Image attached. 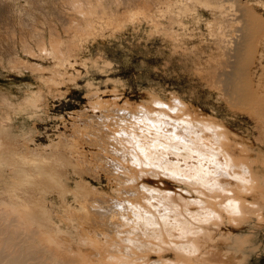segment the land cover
Here are the masks:
<instances>
[{
	"label": "bare ground",
	"instance_id": "obj_1",
	"mask_svg": "<svg viewBox=\"0 0 264 264\" xmlns=\"http://www.w3.org/2000/svg\"><path fill=\"white\" fill-rule=\"evenodd\" d=\"M140 1L143 4L139 3L136 6L128 7L126 11L129 13L124 16L128 17L127 20L134 21L137 18L136 16H138L135 13L141 12L143 20L148 23V26L147 24L141 25L143 20L138 18V25L140 26H135L132 34L142 36L141 34L147 33V38L150 39L155 32L157 34L158 32L163 33L167 44L173 45L174 48H187V38L194 34V31L191 30L192 27L190 28L188 24V18L194 22H199L203 18L202 11L198 12L197 6L192 5L193 1L195 2L196 0H176L174 2L166 0V7H159V9L158 7L148 9L145 6L146 3L150 4L151 0ZM178 1H181V3L174 5ZM226 1H229V3L233 2V0ZM69 2L75 10L80 12V15L84 16H82L84 22L74 17L75 13L73 17L68 18L69 23L65 22L67 30L72 31V34H69L72 35L70 39H63L62 35L60 37L57 34H52L53 40L50 43H52L51 49L53 51H51L55 58L54 64L52 63V67L55 70H53V73L60 75L62 79L75 80L78 78L77 76L82 74V71L77 68L79 61L87 72L91 71L92 67L102 72H110L114 68L115 60L110 57L108 52L113 45L124 46L123 35H117L115 31L108 33L97 29L99 27L94 24V17H89L93 16L88 13L89 5L91 4L89 0H69ZM215 2L216 6L213 12L215 16L213 20L209 21L208 19L207 22L208 33L210 32V35L217 39L215 40L217 48H222L223 52L221 50L220 52L224 53L225 46L232 45L234 41V38L229 37V35L233 29L231 27H234L233 23L235 24L237 19L235 21L232 19L234 10L232 11L231 5L238 7L236 3L239 2L237 0L235 3L233 2L234 4H227L228 2L225 3L221 0H215ZM210 4L212 8V3L210 2ZM242 5L240 8H242ZM0 7L3 8L2 6ZM90 7L91 9L95 8ZM1 8L0 12H2ZM99 8L97 9V14L100 12ZM101 8L103 9L104 7L101 6ZM53 9L51 10L55 12ZM67 9L64 10L67 11ZM104 11L106 12L107 10ZM237 11L243 12L241 9ZM3 12L6 13L5 11ZM79 12L77 13L79 14ZM110 12L107 15V19L102 12L99 17L105 18L107 24H112L116 28L119 27L120 11L116 9ZM241 12L237 13L242 15L243 13ZM10 13L7 12L6 14ZM90 13L94 14L95 12L91 11ZM233 15L236 16L237 14ZM4 16L2 14L0 17ZM160 16H165L170 21L178 22L182 25L179 26L183 30L180 31L174 24L170 25L164 22ZM248 16H250V12ZM8 18L7 16L6 19L8 20ZM29 19L28 21H30ZM110 20H116L117 22L113 23ZM10 21L8 20V22ZM238 21L237 23H239ZM243 22L245 23V21ZM243 22L241 24L245 27ZM240 23L239 27L242 26ZM149 25L151 26L150 28H148ZM239 27L236 26L233 30H238ZM244 27L242 26L241 28ZM34 31H39V29ZM15 32L17 31L15 30ZM235 32L232 31V34ZM249 33L251 34V31ZM10 37L12 38V35ZM84 38L88 40L89 44L84 47L81 45V47L80 40ZM240 38L242 39V37ZM245 39L244 41H239L241 44L238 46L235 41L233 43L239 49L245 48L244 51H246L249 48V42L247 43ZM247 41L249 40L247 39ZM11 44L10 47L12 46ZM43 45L46 49L45 44ZM43 45L41 47L42 51H44ZM213 45L215 44L213 43ZM62 46L65 48L64 50ZM78 49L79 54L78 52L76 53ZM210 49L212 50V48ZM33 50L35 51V49ZM191 50L194 49L192 48ZM66 51L71 53L75 51V55L74 53L72 54L74 56L78 54L79 57L70 60L66 56L67 54H64ZM208 51L210 50L208 49ZM231 52V50L228 51L230 54ZM234 52L232 53L234 54ZM183 53H186V51ZM225 53L227 54V51ZM236 55L234 57H237ZM238 57L235 59H238ZM8 58L10 59V56ZM239 58L241 60L245 59H242L241 56ZM24 62L22 63L23 65ZM33 62L27 61L26 67L30 66L35 69L46 67V65ZM236 64H233L232 61L231 65L236 66ZM242 66L244 65L241 64ZM228 67L230 68V65ZM3 68L5 67L3 66ZM233 68L235 69L236 67ZM237 68L238 71L236 72H239L241 69L239 70L240 67L238 65ZM230 69L233 70L232 68ZM226 70L221 69L223 76L226 75L224 73H230L231 71ZM211 71H208V73ZM212 72L217 73L218 70L217 72ZM229 73L228 76L232 73L235 77L238 74ZM219 74L220 70L215 75L219 76ZM240 75V78L244 77V75L243 77ZM218 76H215V78H220L221 74ZM230 76L233 77L232 75ZM52 77H49L50 80ZM56 77L53 79L59 81ZM235 77L233 78L240 79ZM108 79L113 81V85L108 89H103L101 92L117 90L122 84V81L110 76V74ZM60 81L62 82L63 80ZM201 81L204 80L201 79ZM61 82L58 83L61 84ZM215 83L220 85V82L216 81ZM30 84L27 83L24 91L25 95L21 101L5 97L2 92V98L5 99L2 105H5L6 102L7 109L2 108L3 111H0V264H51L47 258L50 259L52 257L58 258L59 261H55L57 264H250L251 255L263 243L260 234L261 228L264 226V146L261 147L256 143L259 141L256 140L257 138L254 139L256 140L255 142L249 135L237 132L231 128L228 119L219 118L220 116L218 117L215 114L204 111L200 105L194 103L191 99H187L179 92L163 93L152 84L146 86L139 100L135 101L126 99L124 103H120L118 98L121 95L120 97L117 96V99L114 95L111 98L101 95L95 96L96 98L98 97L99 101H97L100 105L108 103L111 107H107L113 111L115 110L114 114L116 115L117 124V126L110 125L111 128L113 127L111 134L107 132L106 134H101L104 137L102 139L97 135L91 139V145L99 146L101 144L99 146L101 152L118 160L116 168L120 171L116 172L112 167H106L107 169H105L107 178H110V185L105 188L86 178L90 170H93L91 164L94 163V160L88 155V150L82 148V139L80 140L77 134L81 132L82 126L78 129L74 121L73 127L71 126L74 132L61 131L55 138H51L50 142L46 143L44 147L42 146L43 148L36 146L35 150L32 149L30 151V154L26 152V148V151L24 150L26 153L20 154L18 143L14 139L15 135L12 133L9 124L10 121L7 122V119L11 118L12 114L18 113L19 110L25 111L27 109L30 110L31 116L42 115L45 104L40 98L39 92H42L39 90L35 91ZM88 84L92 86L91 89L100 91L98 86H94L91 79L88 80ZM227 84L226 82L223 83L224 86ZM238 84L234 85L239 86L240 84ZM243 84L247 85L244 82ZM220 86L222 87V85ZM227 86L231 88L232 83ZM239 88H241V85ZM243 88L241 91H243ZM222 89L225 91L223 87ZM222 89L220 90L223 91ZM232 89L234 88L232 87ZM227 91L224 93H227ZM235 91L239 92L240 89L234 90V93H232L236 94ZM244 91L242 94L238 93L240 94L239 101L234 102L237 98L233 97L232 103L243 102L240 100L242 99L241 95L247 96L243 95ZM231 95L230 93V98L228 94L225 97L230 100ZM235 96L237 97V94ZM226 103L230 107L231 103ZM102 107L104 108L105 106ZM243 107H246V105H243ZM100 109L98 110L100 111ZM120 111H124L123 115L119 113ZM241 122L243 123V121ZM252 130L256 129L252 127ZM109 137H112L115 142V144H112V150L106 148L110 141L106 144L101 143L102 140L103 143L107 141L105 138ZM82 138L84 139V137ZM22 141L24 142V140ZM44 148H48L46 153L41 150ZM115 154L116 156H114ZM10 157L17 159L19 167H16L15 174L8 178L2 167L10 166L14 163L10 160ZM27 165H30L31 169ZM11 166L13 167V165ZM100 176V174L97 176L99 180ZM51 191L55 193L57 191L58 197L52 196ZM4 195L7 196L5 197ZM93 209L95 210L94 212H92ZM96 213L101 218L99 221L101 225L113 227L111 232H103L104 235L101 237L97 235L99 232L91 228L93 227L91 225L94 224L91 219L94 218ZM132 229L134 230L133 234L123 235ZM115 230L117 232L114 233ZM91 231L93 234H89ZM126 239L129 243H126ZM113 245L119 246V250L115 253L114 258L109 257L112 259L108 260L107 248L111 249Z\"/></svg>",
	"mask_w": 264,
	"mask_h": 264
},
{
	"label": "rangeland",
	"instance_id": "obj_2",
	"mask_svg": "<svg viewBox=\"0 0 264 264\" xmlns=\"http://www.w3.org/2000/svg\"><path fill=\"white\" fill-rule=\"evenodd\" d=\"M4 1L5 0H3V3L5 5L3 3H2L3 5H2L1 4L2 0H0V6L3 7V8L0 7L1 11H2V12H0V14H1L0 16H2V14H3V16L5 15L4 17H2L4 19V21H2L3 19L0 17V20H1L0 21L1 22V24H0V32H1L0 33V46H1L0 47V66H1V68H0V71H1L0 72V95L1 96H0V98L3 97V95H2V92H3L5 97L7 96V97H10L11 99H13L15 101H21L25 95L24 91L26 89L27 83H31L30 85L33 87V89L35 91L39 90L42 92V93L39 92V94L41 95L40 98L45 103L44 104V111L45 112L43 111L41 116H31L30 110L27 109L25 111L19 110L18 113L12 114V117L7 119L8 120L7 122L10 121L9 124H10V127L12 129V133L15 135L14 139L18 143V150L20 151V154H23V152L26 151L25 150L26 148H27L26 152L29 154H30V151L32 149L35 150L36 146L43 148L44 145H46V143L50 142L51 138H55L61 131H66L68 133H71L70 131L74 132L72 130L73 129L72 125L75 122V124H77L78 129H80V127L82 126L80 129V131L83 132L82 134H81V132L77 133V131H76V133L80 137V140L82 139L81 140L82 148H85V150H88L87 151L88 155L90 157H92L94 160L93 161L94 163L91 164V166H92L91 168H93V170H90V173H89V175H86V178L88 180H90L91 182L95 183L96 185H101L102 187L107 188L108 185H110L109 184L110 178H107L105 169L112 167L116 172L120 171V170H118V168H116V165H117L116 162L118 160L115 159L114 157H108V155L101 152V149L99 148V146L101 144L99 146L95 145L97 148L95 146L91 145L92 144L91 139L95 135L99 136L102 139L104 137L101 136V134H106L107 132H109L111 134L113 131V127L111 128L110 125L117 126L116 119H115L116 115L114 114L115 110L113 111V110L109 109V107H111V106H109L108 103L105 105H100L98 103V101H99L98 97L96 98L95 96L101 95L103 97H107V98L110 97L111 98L114 95L117 99L121 95V97H120L121 99L118 98L120 103H124V101L126 99L135 101V100H139V98L141 97V93L144 90V88L146 86L151 85V84L154 85L157 88V90H159L163 93H170L172 91L179 92L181 95L185 96L187 99H191L194 103L200 105L204 109V111L211 113V114H215L218 117L220 116L219 118L223 117V118L228 119L232 129H234L237 132H240L242 134L245 133V134L249 135L251 137V139L255 142H256V140L257 141L259 140L256 143L259 144L261 147L264 146L263 145L264 144V142H263L264 141V111H263L264 110V0H240V1L237 0L239 2V3H236V5H238V7H236L235 5H231L232 7L230 6L232 8V11L234 10L233 14H235V13L237 14L236 16H234L232 14V17H233L232 19L234 21H235V19L239 20L238 21L239 23L241 22V20H242V22L245 21V23L243 22V24H245L246 28L244 27V25L241 24L242 22L240 23V25H242L244 28H241L242 26L239 27V23H237V20H236L235 24L232 22L233 21L232 20L231 23H233L234 27H231V28L234 29L236 26H238L239 29L238 28H236L238 30L232 29L230 31L231 34L229 35V37H233L235 43H237L236 45L238 46L241 44V43H239V41H244L245 36H246L245 40L247 43L249 42L248 43L249 48L246 49L247 52L244 51L245 48L239 49V47L235 46V43H233L234 41L232 40L233 41V42L231 41L232 45H226L225 50L223 48L224 53H225V51H227L228 55L226 53H225V55H224V53H221V52H223L222 48H220V47L217 48L218 46L215 43L216 42L215 40H217V39L214 36L210 35V32L208 33V31H209L208 25H207L208 19H209V21H211V20H213V17L215 16L213 14V12L215 10V6H216L215 0H212V1L210 0V1H206V2L204 0H202L204 2H202L200 0H196L195 2L193 1L192 5H194L195 7L197 6L196 8L199 9L198 12L202 11L201 14L203 15L202 16L203 18L199 22L191 21L190 18H188V20H189L188 24H189L190 28L192 27L191 30L194 31L193 32L194 34L192 36L193 37L196 36V37L193 38L192 36H190L187 38L188 39V41L186 43L187 48H182V47H177V48L175 47L174 48L173 45L167 44L165 41L166 37L164 38L165 34H163V33L158 32V34H157V32H155L154 35L152 34L153 36H151L150 39L147 38V33L141 34L142 36L132 34L135 26H140V25H138V23H139L138 18L143 20V14L141 12L135 13L138 16H136L137 18L134 21H132L130 19L127 20L128 17H125V16H127L129 12H127L126 9L128 7L136 6L139 3L143 4V2H141L140 0H89L91 4L89 5V12L88 13L90 15H93V16H89L88 14H87V16H89L91 18L94 17L93 22L95 25L96 24L98 25V26L96 25L97 27H99V28H97L98 30L100 29V30H102L104 32H108V33L115 31L117 35H123L122 39L124 41V46L113 45V47L108 52L110 57H112L115 60L113 70L106 73V72H102V71L98 70L95 67H92L91 71L87 72L86 69L83 67V64L79 61V63H77V68H79V70L82 71V74L77 76L78 78H76L75 80H69L68 78L62 79V78H60V75L58 76V74L55 75L53 73L55 70L52 67V65L54 64L55 58L53 57L54 54L52 52L53 50L51 49L52 43H50V42L53 40V38H52L53 33H54V35L57 34L60 37L62 35L63 39H67V40L70 39L72 37V35H69V34H72L71 33L72 31L67 30V24L66 23H69L68 18H70L71 16L73 17V14L76 13L75 14L76 16L74 15V17H76L81 22H84V18H83L84 16L80 15V12L75 10V8L71 6L72 4L69 2V0H6L5 2ZM35 1H37V2L39 1V2L37 3ZM170 1L174 2L176 0H170ZM221 1L225 2L226 0L225 1L221 0ZM248 1L250 4L248 3ZM210 2L212 3V6H213L212 8H211ZM226 2H228L227 4H231L233 2L235 3L236 0H233V2H231V3H229V1H226ZM33 3H35V4H33ZM178 3L180 4L181 1L174 3V5H177ZM242 3H243V5H242ZM99 4L102 7H104L105 9L104 8L102 9ZM153 4L156 6H154ZM198 4H200V5H198ZM239 4L242 5V8H240L241 5L239 6ZM9 5L10 6L12 5L11 8L13 6L14 7L11 9ZM61 5H62V7H61ZM166 5H167L166 0H151V3L150 4L146 3L145 6L148 7V9L149 8L155 9L157 7L159 9V7L165 8ZM53 6H55V7H53ZM59 6H60V8H59ZM65 6H67V7H65ZM70 6H71V8H70ZM90 6H92V8L93 7H95V8L91 9ZM99 6H100V8H99ZM113 6H114V8H113ZM233 6L235 7L234 9H233ZM9 8H10V10H9ZM53 8H55V9H53ZM56 8L57 9L59 8L58 9L59 13H58V11H56L57 10ZM62 8H64V9L68 8V9L66 11ZM98 8L100 9V12H98V13L99 14L101 12L104 13L106 15L105 16L106 19H107V15L111 13L110 11H113V10L115 11L116 9L118 11H120L119 17H121V19L118 20V26L119 27L116 28L112 24H107V21L105 18L104 19L100 18L99 17L100 15L97 14ZM243 8H244V10H243ZM51 9H53L55 12H53ZM235 9H237V10L241 9L243 12L237 11V10L235 12ZM60 10H61V12H60ZM73 10H75L76 12ZM104 10H107V11L105 12ZM211 10H213V11H211ZM3 11H5L6 13L7 12L8 13L11 12V13L6 14ZM91 11H93V13L94 12L95 13L92 14V13H90ZM66 12H68V13L70 12L69 13L70 15ZM77 12H79V14ZM237 12H241L243 14L240 15V13H237ZM249 12H250V16H248ZM256 13H258V14H256ZM51 14H53L54 16ZM45 15L47 16V18ZM55 15H56V17H55ZM238 15H240V16H238ZM7 16L9 17L8 18L9 21H10V18H12L10 22H8V20L6 19ZM27 16H31V17H27ZM81 17L83 20L81 19ZM97 17H99V18H97ZM160 17H162V20L164 22H166L170 25L174 24V26L176 28H178L180 31L183 30V28L181 27L182 25L179 24L178 22L176 23V21H170L165 16H160ZM243 17H245V18H243ZM27 18L28 19L30 18L29 19L30 21H28ZM100 19H101V21H100ZM54 20H55V22L53 23ZM136 20H137V22H136ZM103 21H106V22H103ZM110 21L113 23L117 22L116 20H114V21L110 20ZM34 22L37 24H35ZM175 23H176V25H175ZM142 24H145V25L147 24V26H148V23L144 20H143V22H141V25ZM1 25H3V26H1ZM31 25L33 26V28ZM179 25H181V26H179ZM233 25H231V26H233ZM106 26H108V27H106ZM120 26H121V28H120ZM102 27H103V29H102ZM150 27L151 26L149 25L148 28H150ZM180 27H181V29H180ZM248 27L250 28V30ZM7 28L10 30H8ZM193 28H194V30H193ZM197 28H199L202 31V34H201L202 37L200 35L201 31ZM247 28H248V30H247ZM1 29H2V31H1ZM38 29H39V31H34V30H38ZM54 29H56V30H54ZM59 29L61 32L59 31ZM15 30L17 32H15ZM245 30H246V32H244ZM232 31L233 32L236 31V32L232 34ZM250 31H251V34L249 33ZM2 32H3V34H2ZM247 33H248V36H247ZM9 34L12 35V38L10 37ZM203 35H205L206 37ZM234 35H235V37H234ZM251 35H252V37H251ZM49 36H51V37H49ZM240 37H242L243 40ZM248 37H250V38H248ZM50 38H52V39L50 40ZM233 38H231V39H233ZM41 39H42V41H41ZM207 39L210 41H208ZM247 39L249 41H247ZM9 40H11L12 42L11 41L9 42ZM211 40H213V41H211ZM236 40H237V42H236ZM6 41H7V43H6ZM40 41L42 42V44ZM209 42H211V43H209ZM25 43H27V44H25ZM195 43H198L199 45L195 44ZM213 43L216 45V47H215V45H213ZM10 44L12 45L11 47H10ZM43 44H45V46L47 47L46 49L44 48ZM64 44H65V42H64ZM64 44H63V46H64ZM87 44H89L87 39L84 38V39L80 40V46L82 45L84 47ZM209 44H211V45H209ZM42 45H43L44 51H42V49H41ZM63 46H62V49L64 50L65 48ZM201 46H203L202 47L203 49L201 48ZM211 46H213L214 48ZM28 48L32 49V51H30V49H28ZM180 48H182V49H180ZM192 48L194 50H191ZM210 48H212V50ZM33 49H35V51ZM205 49H207V50H205ZM208 49L210 51H208ZM220 50H221V52H220ZM230 50L232 52L235 51L234 54L232 52H231V54L228 53V51H230ZM78 51H79V49L76 50V53ZM185 51H186V53H183ZM237 51H239V52L241 51L240 52L241 55L239 52L237 54ZM74 52H72V53H74ZM242 52L244 53L243 54L244 56L242 55ZM31 53H32V55H31ZM72 53L69 51L68 52L66 51L64 54L65 55L67 54L66 56L69 57L68 59H70V60H74V58L79 57V55H78L79 52L76 56H74L75 53H74V55ZM195 54H196V56H195ZM235 55L237 57L240 55L242 59L243 58H245V59L241 60L239 58L240 56L238 57V59H240V60L235 59V58H237V57H234ZM9 56H10V59L8 58ZM11 57L13 58V60H12L13 62L11 61V59H12ZM246 57H247V59H246ZM14 58L16 61L14 60ZM23 59L25 60V62ZM27 61H29V62L34 61L33 63L42 64L44 66L46 65V67L39 68V69H35L33 67H30V66L26 67ZM232 61H233V64L237 63L236 66L231 65ZM23 62H24V65L22 64ZM196 62H197V64H196ZM9 63H11V64H9ZM225 64L226 65L228 64V66L230 65V68H232L233 70H231L228 66L226 67ZM241 64L244 66L241 67ZM2 65L6 69L3 68ZM21 65L25 66L26 69H29V70L24 69L25 67H22ZM223 65H225V66L223 67ZM237 65L240 67L239 70L241 69L239 72H236V71H238ZM17 66H19L20 68ZM233 67H236V68L234 69ZM17 68H19V69H17ZM220 68L224 69V70L229 69L226 71L231 70L230 73L231 72H233L234 74L238 73L237 76L235 77L232 73L230 74L228 72L230 75H232L235 78L239 77V75L242 73L243 74L240 76L243 77V75H244V77L243 78L239 77L240 78L239 80H238V78L234 79L230 75H229L230 76L229 77L227 72L224 73L226 75L223 76L222 75L223 73H221ZM51 70H52V72H51ZM211 70L216 71V72L218 70V72L213 73ZM219 70H220L221 77L215 78V76L216 77L218 76L215 74H218ZM208 71H211L213 74L211 72L208 73ZM52 73H53V75H52ZM109 74H110V76L115 77V78L119 79L120 81H122V84L118 87L117 90H108L106 92H101L103 89H108L110 86L113 85V81L108 79ZM208 74L209 75L211 74V76L209 77ZM220 74H219V76H220ZM45 75H47V76L45 77ZM50 75H52V76L55 75L54 77L57 76L56 78H58L59 81L58 80L55 81V79H53L54 77H52ZM213 75H215V76H213ZM48 76L50 78L52 77V79L50 80V78ZM207 77H208V79H207ZM43 78H46V79H43ZM47 78L50 81H48ZM212 78H213V80L214 79L215 80L213 81ZM89 79H91L93 81L94 86L99 87L98 90H100L99 91L100 93L95 89H91L92 86L88 84ZM201 79L204 81H201ZM243 79H244V81H243ZM60 80H63V81L61 82ZM216 81L218 83L220 82V85H222V87L225 89V91L222 89V87L219 84L215 83ZM227 81H228V84H227ZM52 82H55V83H52ZM58 82H61V84ZM210 82H212V83H210ZM221 82H222V84H221ZM225 82L227 85H229V84L231 85V83H232V87L234 89H232V87L229 88L230 86L228 87L227 85L224 86L223 83H225ZM243 82L246 83L247 85H244ZM236 83H239L241 85V88H239L240 87L239 84H238L239 86L234 85ZM234 86L236 87V89ZM242 86L243 87L245 86V88H243ZM215 88H218V89H215ZM219 88L222 89L224 92H226L227 88H228V91H227V93H224ZM242 88H243V91L245 90L244 91L245 93H243V95H247V96L241 95L242 99H240V100L243 101V102H241L243 104L232 103L234 98H237V99H235L236 101L234 100V102L239 101L238 100V98H240L239 95L242 94V92H243V91H241ZM237 89L238 90L240 89L241 92L235 91V93L237 94V97H236L235 96L236 94H233V93H234V90H237ZM95 91H96V93H95ZM91 92H92V95H91ZM230 93L232 95H231V99L229 100ZM238 93H240V94H238ZM227 94L229 95L228 99H227V97H225ZM244 97H246V98H244ZM223 98H225V99H223ZM243 98H244V100H243ZM0 100H1V102H3V103L0 102V111H3L2 108L7 109L6 102H5V105H2V104H4L5 99L2 98ZM226 102L231 103L230 104L231 108L228 106L229 104H227ZM96 103H98L99 105ZM240 104H241V106H240ZM243 105H246V107H243ZM98 106H99V108H101L100 111L98 110L99 109ZM102 106H105L108 109H106L105 107L103 108ZM107 106H109V107H107ZM91 107H93V108H91ZM232 108H234L235 110L237 109V111L235 112V110ZM238 110H239V112H238ZM93 111H95V112H93ZM101 111H102V113H101ZM123 112L124 111H120L119 113H121L123 115ZM91 113H92V115H91ZM121 114H119V115L121 116ZM85 115L87 116V118ZM91 116H93L95 118H93ZM255 118H256V120H255ZM86 121H87V123H86ZM241 121H243V123ZM63 122H64V124H63ZM107 122H109V123H107ZM257 125H259V126L257 127ZM92 126H93V128H92ZM252 127L255 128L256 130H252ZM82 130H84V131H82ZM258 130L259 131L261 130V131L259 132ZM84 132H85V134H84ZM82 137H84V139ZM112 137L105 138L107 141H104V143H103V140L101 142L102 144H106L107 142L109 143V141H110V143L108 144V147L106 146V148L109 150H112V147H113L112 144L113 143L115 144ZM254 139H256V140H254ZM22 140H24V142ZM88 141H89V143H88ZM261 141L263 144L261 143ZM27 142H30V143L27 144ZM25 144H27L29 146L26 147L27 145H25ZM44 149H41V150L44 153H46L48 151V148H44ZM90 153H92V154H90ZM114 156H116V154ZM10 160L14 162L13 164H11V165H13V167L11 165L10 166L7 165V166L2 167V170L5 171V174L8 175L7 176L8 178H11V176H13V174H15V171H16L15 168L19 167V162L17 161L16 158L10 157ZM101 163H102V165H101ZM27 166L29 167L30 165H27ZM11 169H13V170L11 171ZM29 169H31V166L29 167ZM98 174L101 175L100 180L97 178ZM51 195L54 197H58L57 191H56V193L52 192ZM4 196L6 197L7 195H4ZM94 211L95 210L93 209L92 212H94ZM100 219L101 218H100L99 214L96 213L94 218L91 219V222L94 221V224L91 225L93 227H91V228L95 229L96 232H99L97 235L101 237L102 235H104L103 232L104 233L105 232H107V233L111 232L113 230V227L110 228L111 226L107 227L105 225H101V223L99 222ZM133 231H134L133 229L129 232L127 231L123 235L133 234L134 233ZM263 231H264V226L261 228V234H260L261 240L263 241V243L251 255L250 264H264V232ZM115 232H117V230H115L114 233ZM91 233L93 234L92 231L89 234H91ZM126 243H129V241L127 239H126ZM30 245H31V243H30ZM107 250H108L107 254L110 255V256L109 255L107 256L108 260H111L112 258H109V257L114 258L115 253L118 252V250H119V246L117 247L116 245H113L111 247V249L107 248ZM47 259H48V261L50 260L49 262L51 264H55L56 262L59 261L58 258L55 259L54 257H52L50 259L47 258Z\"/></svg>",
	"mask_w": 264,
	"mask_h": 264
}]
</instances>
